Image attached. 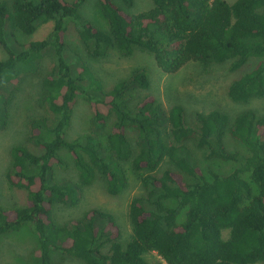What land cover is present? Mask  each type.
Returning <instances> with one entry per match:
<instances>
[{"label":"trees","instance_id":"1","mask_svg":"<svg viewBox=\"0 0 264 264\" xmlns=\"http://www.w3.org/2000/svg\"><path fill=\"white\" fill-rule=\"evenodd\" d=\"M88 1H0V48L6 54L0 60V89L35 74L47 51L54 61L40 84L48 115L31 120L27 144L9 151L5 179L25 200L11 208L0 202V238L28 226L36 237L28 264H56L55 255L82 264H148L144 255L149 253L166 264H263L264 113L245 110L230 118L218 110L194 112L193 124H187L180 105L165 108L150 93L144 69L106 87L79 54L68 57L65 36L72 24L93 61L110 51L129 57L140 49L165 74L189 62H229L234 72L258 60L227 94L234 103L264 100V0H151L153 7L138 14L131 12L134 0H96L107 29L81 15ZM47 23L52 28L45 39L17 41L16 34L30 37ZM132 92L143 93L134 105ZM78 98L90 106L95 133L68 140ZM7 113L8 98L0 94V126ZM129 131L137 135L135 144ZM228 136L247 155L230 151ZM189 144L207 159L234 163L235 169L227 175L210 172L206 179ZM62 151L72 159L75 182L53 180L54 168L66 167ZM129 172L144 195L129 203L127 239L114 216L98 209L64 224L56 221L58 207H77L97 178L108 195H120ZM168 200L175 205L166 207Z\"/></svg>","mask_w":264,"mask_h":264},{"label":"rangeland","instance_id":"2","mask_svg":"<svg viewBox=\"0 0 264 264\" xmlns=\"http://www.w3.org/2000/svg\"><path fill=\"white\" fill-rule=\"evenodd\" d=\"M225 1L230 4L235 2V0ZM96 3V0H89L81 9V15L97 26L107 29V23ZM152 7L151 0H134L131 12L138 14L150 10ZM51 28L52 23H47L39 26L34 35L27 37L16 34V39L22 45H27L31 41L43 40L49 35ZM65 39L68 45V57L71 59L74 53L79 54L87 61L92 71L106 87H110L120 80H127L136 69H144L151 81L150 93L157 97L165 108L175 104L180 105L184 109L187 124H193L194 112L206 113L211 110H218L226 113L230 118L245 110H253L258 114L264 113L263 99H252L247 103H234L227 94L230 84L254 68L258 60H251L244 67L234 72L229 70V62L206 66L197 62H189L176 73L165 74L157 67L154 57L140 49H135L129 57H123L115 51H110L104 60H88L85 48L82 47L72 24L68 25ZM5 58L6 54L0 48V60ZM53 67V56L51 51H47L35 74L22 76L15 87L3 86L0 89V94L4 98H8L6 122L0 126V202L5 207L23 206L25 200L23 194L10 189L5 179L10 164L9 151L14 145L27 144L28 125L31 120L48 115L42 102L40 84L42 78L53 71ZM142 94L137 92L130 94L132 105L137 102L139 97L143 96ZM91 117L90 106L78 98L74 105L73 118L66 138L72 140L79 136L95 133L92 129ZM128 136L135 144L137 135L129 131ZM188 146L193 161L206 179L210 178V172L227 175L235 169V164L232 162L207 159L204 152L195 149L192 144ZM226 146L230 151H238L247 155L245 148L229 136L226 138ZM29 148L33 149L30 145ZM60 156L64 159L66 167H55L53 180L61 183L75 182L77 172L71 157L65 151L60 152ZM241 176L250 181L249 173H244ZM188 180L190 179L188 178ZM143 195L144 191L140 183L130 172L128 187L118 196L108 195L103 181L97 178L81 193L77 207H58L55 211V219L58 223L64 224L81 218L90 209H98L114 216L122 230L123 238L127 239L131 234L128 220L129 203L133 198ZM174 205L171 200L165 202L166 207H173ZM183 215L184 211L178 216V222H182ZM35 240L36 237L28 226H24L19 232L2 236L0 238V264H28L36 249ZM144 258L148 264H166L156 253L146 254ZM54 260L56 264H82L74 258L60 255H55Z\"/></svg>","mask_w":264,"mask_h":264}]
</instances>
